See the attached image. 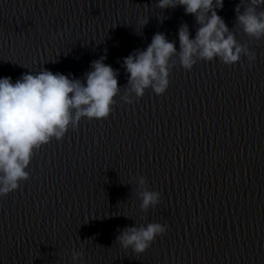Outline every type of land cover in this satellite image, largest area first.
<instances>
[{
    "label": "water",
    "instance_id": "water-1",
    "mask_svg": "<svg viewBox=\"0 0 264 264\" xmlns=\"http://www.w3.org/2000/svg\"><path fill=\"white\" fill-rule=\"evenodd\" d=\"M157 3L0 0V77L47 69L82 78L106 55L123 88V59L154 34L177 51L181 25L195 37L194 16ZM240 3L224 0L217 12L254 60L191 70L174 61L164 94L117 98L108 118L82 119L36 151L29 180L0 198V264H73V251L80 264H264V39L236 26ZM140 176L161 195L147 212ZM147 223L167 231L143 254L120 247V230Z\"/></svg>",
    "mask_w": 264,
    "mask_h": 264
},
{
    "label": "clouds",
    "instance_id": "clouds-1",
    "mask_svg": "<svg viewBox=\"0 0 264 264\" xmlns=\"http://www.w3.org/2000/svg\"><path fill=\"white\" fill-rule=\"evenodd\" d=\"M223 5L224 0H158L156 6L162 10L183 7L186 15L194 16L199 27L192 38L188 25L180 26L179 51L175 41L170 42L164 34L156 33L145 49L124 58L128 79L123 88L118 86L119 72L106 64V55L92 61L82 78L47 69L30 71L15 81L0 77V198L29 180L28 169L36 151L53 139L61 141L82 119L108 118L117 98L132 104L149 89L156 95L164 94L170 85L174 61L183 69L191 70L198 61H219L232 66L242 58L254 60V53L236 39L233 30L218 15L217 10ZM261 9H264V0H241L235 9L236 26L256 40L264 39V10ZM140 23L141 31L147 21ZM136 181L140 209L147 212L160 203L161 195L148 189L144 177H137ZM166 231V226L160 223L130 226L120 230L116 240L121 248L143 254ZM71 256L73 264H80L83 253L73 251Z\"/></svg>",
    "mask_w": 264,
    "mask_h": 264
}]
</instances>
